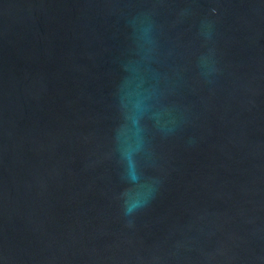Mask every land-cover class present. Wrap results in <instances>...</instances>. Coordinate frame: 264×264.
Here are the masks:
<instances>
[{
  "label": "water",
  "instance_id": "1",
  "mask_svg": "<svg viewBox=\"0 0 264 264\" xmlns=\"http://www.w3.org/2000/svg\"><path fill=\"white\" fill-rule=\"evenodd\" d=\"M0 264H264V0H0Z\"/></svg>",
  "mask_w": 264,
  "mask_h": 264
}]
</instances>
